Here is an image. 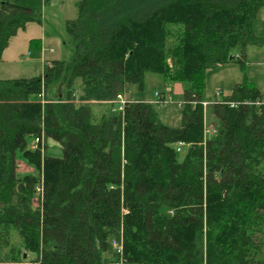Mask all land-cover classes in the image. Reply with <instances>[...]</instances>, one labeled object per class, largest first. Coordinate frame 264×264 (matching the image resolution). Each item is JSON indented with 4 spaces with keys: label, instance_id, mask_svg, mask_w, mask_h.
I'll return each mask as SVG.
<instances>
[{
    "label": "trees",
    "instance_id": "trees-1",
    "mask_svg": "<svg viewBox=\"0 0 264 264\" xmlns=\"http://www.w3.org/2000/svg\"><path fill=\"white\" fill-rule=\"evenodd\" d=\"M43 1L0 0V62L10 38L40 22ZM263 6L79 0L62 90L47 93L60 60L38 76L0 79V264H112L113 240L123 263L264 264V95L244 80L201 104L205 72L243 69L246 47L264 41L253 26ZM146 73L184 85L178 127L148 98L112 111ZM208 109L215 133L204 138ZM49 139L61 157L46 154Z\"/></svg>",
    "mask_w": 264,
    "mask_h": 264
},
{
    "label": "rangeland",
    "instance_id": "rangeland-1",
    "mask_svg": "<svg viewBox=\"0 0 264 264\" xmlns=\"http://www.w3.org/2000/svg\"><path fill=\"white\" fill-rule=\"evenodd\" d=\"M78 1H43L40 9V22H28L23 29L18 30L10 38L4 49L0 62L1 80L38 76L42 73L45 63L60 60L65 61L63 72L57 80L49 84L47 93L55 96L58 91L62 90L76 52V44L67 34L66 25L76 18ZM253 26L255 34L258 37H263L264 40V6L259 9ZM244 80L253 84L264 95V41L260 44H249L246 47L243 69L235 62L222 63L215 68L208 69L204 76L203 101L211 103L214 98H217L215 97L217 93L218 97L229 94L236 83H241ZM183 90L182 83H170L159 74L146 73L143 89L139 90L135 85L130 86L129 92L123 94V101L130 98L152 100L156 92H165V100L159 103L161 105L158 109L159 117L168 126L178 127L183 107V105H179V102L183 99ZM92 110L101 109L92 105ZM205 122L209 127L214 128L216 125L209 109L205 113ZM46 154L52 157H61L62 149L56 141L49 139L47 140ZM18 168L23 171H33L32 167L26 166L22 161H19ZM9 232L10 248H18L21 239L16 229L10 227ZM5 249L11 253L9 248ZM26 256L32 258L34 255L27 253ZM122 264L130 263L122 262Z\"/></svg>",
    "mask_w": 264,
    "mask_h": 264
},
{
    "label": "built area",
    "instance_id": "built-area-1",
    "mask_svg": "<svg viewBox=\"0 0 264 264\" xmlns=\"http://www.w3.org/2000/svg\"><path fill=\"white\" fill-rule=\"evenodd\" d=\"M165 92H156L155 93V97L154 99H152V101L150 102H155V103H162L164 100H165ZM216 96L215 97H218V93L215 94ZM123 95H118L117 96V107L115 108H112V111H123V108H124V105L126 103L127 100H124L123 101ZM202 106L204 108L207 107V105L210 104V102H204L202 101L201 102ZM231 106L234 105V103H230ZM204 123H203V126H204V129H203V135H204V138H206V136H208L209 134H212V133H215V130L213 127H209L206 122H205V117H204ZM39 142V139L38 138H35L34 142L31 144V148L32 149H36L37 148V144ZM184 144L182 142H179L178 143V147L177 149L179 150L180 147H182ZM37 190H39V188H37ZM112 246H113V249L116 251V253L118 254V259L113 263V264H122V247H121V244L118 243L117 241L113 240L112 241Z\"/></svg>",
    "mask_w": 264,
    "mask_h": 264
},
{
    "label": "crops",
    "instance_id": "crops-1",
    "mask_svg": "<svg viewBox=\"0 0 264 264\" xmlns=\"http://www.w3.org/2000/svg\"><path fill=\"white\" fill-rule=\"evenodd\" d=\"M258 36V35H257ZM259 37H261V36H259ZM263 38V37H262ZM232 89V88H231ZM172 91V90H171Z\"/></svg>",
    "mask_w": 264,
    "mask_h": 264
}]
</instances>
